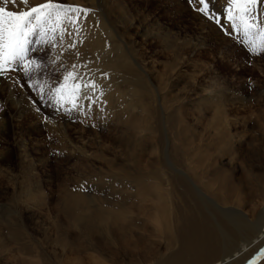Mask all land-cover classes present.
I'll return each instance as SVG.
<instances>
[{
  "label": "rangeland",
  "instance_id": "374dc122",
  "mask_svg": "<svg viewBox=\"0 0 264 264\" xmlns=\"http://www.w3.org/2000/svg\"><path fill=\"white\" fill-rule=\"evenodd\" d=\"M48 2L5 7L22 12ZM51 2L64 6L61 22L48 31L46 43H36L38 31L28 38L26 60L41 68L32 65L30 75L24 62L0 68V264H150L152 253L163 249L149 239L144 215L138 218L145 235L121 240L111 261L86 245L62 247L57 230L69 229L64 212L70 198L79 193L101 201L105 192L97 184H107L105 174L121 169L128 175L125 206H143L140 183H163L171 174L168 161L191 174L190 157L226 153L230 141L242 163L264 173V53L249 52L233 29L228 9L238 12L230 0H212V20L198 11L199 0ZM248 7L252 22L264 27V0ZM98 28L99 38H93L90 32ZM105 54L130 64L138 85L131 89L121 76L114 85L103 70ZM69 72L75 77L69 86L79 83L81 91L73 103L69 87L57 103L53 90ZM181 153L187 156L183 165ZM218 159L231 169L227 156Z\"/></svg>",
  "mask_w": 264,
  "mask_h": 264
},
{
  "label": "bare ground",
  "instance_id": "6f19581e",
  "mask_svg": "<svg viewBox=\"0 0 264 264\" xmlns=\"http://www.w3.org/2000/svg\"><path fill=\"white\" fill-rule=\"evenodd\" d=\"M99 30L98 28L96 32L94 30L89 32L93 38L94 36L99 38L96 35L97 32L99 34ZM102 35L100 34L101 37H104ZM96 41L98 45L99 43L101 46L103 45L99 39ZM105 56L104 62H102L104 69H102L105 72H111L112 80L110 81L114 82V85L120 76L121 83L130 85L131 89L138 85L139 79L135 77L134 80V75L128 73V71H132V66L121 62L119 54L111 56L105 54ZM140 90L141 87L136 90V94ZM144 97L142 96L139 100L142 101ZM130 121L127 120L128 123ZM189 139L191 138L189 137ZM225 140L228 142L227 139ZM230 142L225 144L226 146L220 145L221 148L226 147L228 151L226 153L220 151L217 152V155L214 153L206 156L208 151L205 153L206 155L202 154L203 157L199 152V154L194 153L195 158L196 155L200 157L194 158L196 161L190 157L193 163L192 168L191 165V169L189 168L190 171L192 170L191 174L184 172L185 166L179 169L178 162L176 165L178 169H175V166L168 161L171 174L168 173L169 176L163 179V183L144 184L139 182L140 188L135 185V189L139 188V198L144 199V202L140 201V204H145L143 206L135 205L132 208H130L131 205H128L131 210L125 206L128 200L124 185L126 170L123 172L118 168L117 172L121 176L114 171L105 174L108 183L97 184L105 192L101 195V198L103 197L101 201L100 198L97 200L90 197L84 198L82 196L85 194L81 196L79 193H74L76 195L70 198L72 205L70 204L68 211L64 212L66 220H68L66 226L72 232L68 233L69 229H62L58 225V230L56 229L59 232L58 239L62 247L76 248L78 244L86 245L93 252H97L100 258L103 259L106 256L111 261L110 258L115 253L112 254L111 250L116 251V247L119 246L117 244L121 240L131 238L135 233L141 237L145 235L143 234L145 229L142 231V227L147 224L150 229L146 231L149 239L151 238L153 244L159 243V248L163 249L162 253L158 249L152 253L150 264L255 263L256 258L264 252V173H256L248 161L242 163L240 150L235 149V146ZM197 145L199 146V144ZM201 147L197 148V151L201 150ZM204 149H202L203 152H205ZM200 152L202 153V151ZM184 153L180 155L182 165L187 158V156L184 157ZM225 156L231 161L229 170L225 169L218 159ZM185 165L187 164L185 163ZM238 168L242 173L241 178L236 177ZM126 177L128 178V175ZM98 179H102V176ZM102 181L105 180L102 179ZM116 186L118 189L115 190ZM101 191L100 189V193ZM109 191L110 193L106 194ZM146 204H148L147 207ZM81 208L84 209L80 210ZM134 209L137 210V213L134 212ZM141 215L145 216L143 225L138 218ZM139 239L141 240V238ZM153 244H151L152 247ZM45 261L41 264H48ZM110 264L115 263L110 262ZM255 264H264V257Z\"/></svg>",
  "mask_w": 264,
  "mask_h": 264
},
{
  "label": "snow or ice",
  "instance_id": "6c2138e0",
  "mask_svg": "<svg viewBox=\"0 0 264 264\" xmlns=\"http://www.w3.org/2000/svg\"><path fill=\"white\" fill-rule=\"evenodd\" d=\"M9 2L27 4V0H0V68L6 64L24 62L25 74L30 75L33 71L32 65H35L36 70H39L41 65L35 59L26 60L29 54L28 45L30 41L28 38L38 31L39 38L36 43H46L45 37L48 31H55V26L61 22V12L64 6L54 4L49 0L48 3L31 7L26 11L13 12L5 7ZM211 2L212 0H199V4L203 7L198 9L210 20L215 19V14L209 7ZM256 2L257 0H230V3L236 6L238 15H233V8L230 6L228 19L233 21V29L241 32L244 37L243 43L248 51L253 54H260L264 53V27L252 22L256 20V17L251 15L248 7V5ZM70 79H75L71 72L64 76V84L53 90L56 93L57 103L65 99V90L69 87L73 103L77 99L81 91V84L74 83L69 86L68 81ZM84 87L88 86L84 85Z\"/></svg>",
  "mask_w": 264,
  "mask_h": 264
}]
</instances>
